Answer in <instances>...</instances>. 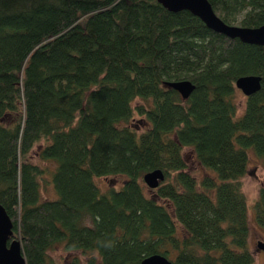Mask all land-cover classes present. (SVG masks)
<instances>
[{"label":"trees","instance_id":"obj_1","mask_svg":"<svg viewBox=\"0 0 264 264\" xmlns=\"http://www.w3.org/2000/svg\"><path fill=\"white\" fill-rule=\"evenodd\" d=\"M207 1L227 24L264 23V0ZM250 74L260 87L236 114L233 82ZM183 79L186 99L164 85ZM183 147L212 174L196 180ZM247 147L264 164V45L156 0H0V205L25 264H55V244L88 264H254ZM115 174L121 185L101 191L95 178ZM252 211L264 229V186Z\"/></svg>","mask_w":264,"mask_h":264},{"label":"water","instance_id":"obj_2","mask_svg":"<svg viewBox=\"0 0 264 264\" xmlns=\"http://www.w3.org/2000/svg\"><path fill=\"white\" fill-rule=\"evenodd\" d=\"M168 11H188L197 17L209 30L224 35L227 38H236L247 44L264 45V23L256 27H245L234 24H227L222 21L212 10L207 0H156ZM167 88L176 91L182 99H186L192 92L194 85L186 79L165 81ZM233 86L240 90L244 96L255 93L260 87L259 75H243L237 77ZM141 180L149 189L157 187L163 180V173L160 169H153L142 174ZM11 220L0 205V264H25L21 252L20 243L11 238ZM264 250V246L257 244ZM138 264H171L161 254H151L142 258Z\"/></svg>","mask_w":264,"mask_h":264},{"label":"rangeland","instance_id":"obj_3","mask_svg":"<svg viewBox=\"0 0 264 264\" xmlns=\"http://www.w3.org/2000/svg\"><path fill=\"white\" fill-rule=\"evenodd\" d=\"M233 101L236 107V114H240L244 106V95L240 90L234 87ZM140 122L139 126H143ZM36 150V149H35ZM35 150H32L29 156V160L37 162ZM247 150V151H246ZM247 153V166L245 174L241 178V191L247 203V247L253 255L254 264H264V250L257 246L258 243L264 246V229L259 227L253 219L252 205L257 197L258 189L264 186V164L261 159L255 155L252 148H245ZM182 155L185 160L187 171L196 179L200 180L206 174H212V172L202 167L195 158V155L191 148L183 147ZM124 179L123 175L115 174L110 176H101L95 178V183L101 191H105L108 188L117 189ZM143 192L146 195H152L153 192L147 186L143 184ZM41 193L44 198L53 197V191L49 183L41 182ZM79 258V264H88L86 255L80 251H65L60 244H55L53 249L48 253L49 258L55 264H63L72 256ZM89 254H87L88 256ZM93 264H100L98 255L92 254Z\"/></svg>","mask_w":264,"mask_h":264}]
</instances>
